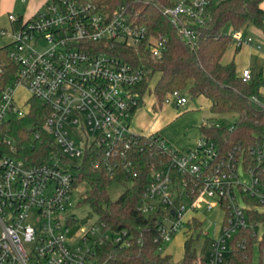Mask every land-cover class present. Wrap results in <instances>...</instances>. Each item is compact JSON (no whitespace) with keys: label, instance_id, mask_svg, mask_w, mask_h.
I'll return each instance as SVG.
<instances>
[{"label":"built area","instance_id":"2783aa9c","mask_svg":"<svg viewBox=\"0 0 264 264\" xmlns=\"http://www.w3.org/2000/svg\"><path fill=\"white\" fill-rule=\"evenodd\" d=\"M222 1L167 0L161 12L192 44L196 27L207 19V7ZM8 19L16 22L11 14ZM142 19L139 10L122 5L107 10L91 0H44L34 16L12 26L8 56L17 69L0 88V264H98L106 246L129 247L126 231L114 233L98 218L87 224L68 207L80 188L74 186L76 167L87 151L110 178L129 182L140 173L132 158L141 138L157 154L137 210L158 214L153 241L160 253L177 234L194 233L193 222L203 224L204 213L213 209L222 213V220L209 239L206 264H225L232 242L242 245L235 237L246 230L257 239L254 229L261 224L249 215L264 208V143L248 147L256 160L251 166L242 151L221 153L205 137L178 151L157 133L132 127L134 109L143 99L139 86L149 71L111 52L115 47L133 49L140 63L146 56H161L166 38L151 34ZM38 39L46 43L43 51L32 45ZM252 41L242 32L232 33L236 48ZM241 76L248 81L249 70ZM19 87L28 99L36 98L49 109L41 130L34 133L35 139H49L53 146L41 163L25 164L13 154L7 123L28 110V99L20 105L14 99ZM187 103V96L177 90L162 102L183 108ZM197 235L206 233L199 227Z\"/></svg>","mask_w":264,"mask_h":264},{"label":"trees","instance_id":"16d2710c","mask_svg":"<svg viewBox=\"0 0 264 264\" xmlns=\"http://www.w3.org/2000/svg\"><path fill=\"white\" fill-rule=\"evenodd\" d=\"M99 9L113 10L122 5L130 10H139L142 21L148 26L151 34L166 38L165 49L159 58L146 56L140 63L138 54L133 49L115 47L113 55L124 58L135 65L143 64L149 71V77L139 86L143 97L136 112L148 97L162 105L165 95L174 90L187 93L190 98L203 97L209 102L212 114H234L236 119L229 127L207 119L199 126L201 137L213 141L221 153L232 149L242 151L246 161L254 166L247 152L249 146L264 143V79L261 65H252L250 78L243 81L241 73H236L233 62L223 64V55L232 45V33L246 32L249 25L261 26L264 12L260 8L264 0H225L207 7V19L196 27V39L192 44L184 41L169 20L162 14L161 7L167 0H91ZM21 17L16 18L13 28L21 24ZM229 24L231 31L224 33L223 28ZM10 44L0 47V88L15 75L17 66L8 56ZM155 77L154 86L149 80ZM155 106L153 105V108ZM49 113L48 107L36 98L28 99V110L23 117H12L7 123L8 136L12 139L18 159L25 164L41 163L48 159L53 146L51 140L43 141L34 138V133L41 130L44 117ZM10 153L9 150H4ZM157 149L145 139H139L133 163L140 172L131 181L112 179L106 171L95 165L94 157L87 151L79 160L75 170L74 186H80L79 204L88 205L99 220L105 222L114 233L122 230L131 237L127 248L115 245L106 246L97 259L98 264H206V257L200 256L195 247L196 239L189 233L183 246V256L173 261L167 253H160L154 243L158 214L143 215L137 210L144 187L147 184V170L151 161L156 158ZM122 184L123 192L112 200L108 188ZM251 220L264 226V212L252 211ZM200 223L193 222L192 228L199 229ZM232 242L225 264H251L252 249L256 237L246 230ZM209 246V240L204 248ZM260 255L264 249V235L259 242Z\"/></svg>","mask_w":264,"mask_h":264},{"label":"rangeland","instance_id":"374dc122","mask_svg":"<svg viewBox=\"0 0 264 264\" xmlns=\"http://www.w3.org/2000/svg\"><path fill=\"white\" fill-rule=\"evenodd\" d=\"M9 1V0H8ZM7 2L4 1L3 5ZM12 2V7L10 9L1 8L0 11V30L1 28H5L7 32H11V28L8 22V13L12 15L15 14L17 10L23 8L26 4V0H10L8 3ZM7 3V4H8ZM8 6V5H7ZM9 8V6H8ZM8 10V11H7ZM231 31V27L229 24L225 25L223 28L224 33H229ZM245 36L249 35L251 38L254 37V34L249 30V27L246 28ZM11 38L9 36H1L0 35V47L6 46L10 44ZM36 44V45H35ZM32 45L38 51H43L46 48V43L43 39H38L36 42L32 41ZM234 53V46L230 45L226 50L225 55L223 56V61L227 57L226 55ZM246 63V62H245ZM263 66L262 64H260ZM149 77V76H148ZM264 78V76H263ZM156 79L155 77L149 80L150 87L154 86ZM187 96L189 106L192 104H196L197 111L193 112L192 116H189L187 112H185V108L183 107H175L173 104H162L161 106L158 105L152 97H148L145 100V103L138 109L140 116L135 117L132 122V127L135 130L140 129L143 130L145 126H158L156 129V133L168 143V145L175 150L182 151L188 148V146H184L183 143L190 140L192 138L191 132H193L194 136L197 138L196 144L198 140L201 138L197 128L195 126H199L203 121L207 119L215 120L218 124L229 127L233 124L236 119V115L234 114H212L206 106L205 99H199V102L196 101V98H190L189 95L185 92ZM28 93L22 87L16 89L14 94V99L18 105L22 104L25 100L28 99ZM153 105L155 106L153 108ZM170 115V119L166 117V115ZM196 123V124H193ZM141 124V126H140ZM192 126V127H191ZM192 128V129H191ZM195 144V145H196ZM194 145V146H195ZM193 146V147H194ZM191 148V147H190ZM263 156H264V147H262ZM241 173V170H239ZM244 177V176H242ZM245 178V177H244ZM246 180V178H245ZM81 188L75 190L71 195L70 205L68 207V211L72 213L76 219L78 220H87V224L92 221H95L98 217L93 214L85 204H79V194L81 193ZM124 186L122 184H114L110 186L107 190L109 197L112 200L117 199V197L123 192ZM264 191V189H263ZM262 212H264V208H260ZM204 218L206 220L203 224H200V229L202 232L206 233V236H202L195 241V247L197 249V253L200 256L207 257V253L209 250V246L204 248V243L206 240L212 239L216 234L220 227L221 220H222V213L219 210L213 209L211 212H205ZM257 234V240L253 245L252 249V257H251V264H264V249L262 254L260 255L259 252V242L264 235V226L257 225L254 229ZM194 237L197 235L198 229H193ZM186 235L183 233L177 234L172 238V240L166 244L165 246V253L171 256L173 261H179L182 259L183 256V246L186 241Z\"/></svg>","mask_w":264,"mask_h":264},{"label":"crops","instance_id":"0c3cea01","mask_svg":"<svg viewBox=\"0 0 264 264\" xmlns=\"http://www.w3.org/2000/svg\"><path fill=\"white\" fill-rule=\"evenodd\" d=\"M4 1L5 0H0V11H1V8L6 7V9L9 10L10 7H12V2L8 3L10 0L9 1L7 0V2L2 7V4L4 3ZM43 2H44V0H26V4L23 6V8H21L20 10H17L13 16H15L16 18L21 17L22 19H29L37 13V11L43 5ZM7 5L9 6V8ZM260 8L264 12V1L261 2ZM10 14L11 13H8V15H10ZM8 15H7V17H8ZM8 22H9L10 28L12 29L13 24L9 21V19H8ZM248 27H249V30L254 34V37L252 38L253 41L248 45H242L238 48H236L233 45L234 46V53L226 55L227 57L224 59V61H223V57H222L221 62L223 64H228L230 62H233L235 65L236 73L238 75L243 70L250 69L252 67V65L262 64L263 66H261V67H262V73L264 76V21H263L261 26L249 25ZM2 31L4 32V35L0 34L1 36H9L11 38V36H10L11 32H7V30L5 28H1L0 33ZM199 99H203V97H197L196 101L199 102ZM205 101H206L207 109L209 110V102L206 99H205ZM195 105L196 104H192L191 106H189V103H187V105H186L187 108H185V112H187L189 114V116H192L194 114L193 112L197 111ZM140 114L141 113H139V110H137L133 116V119L135 117L136 118L139 117ZM166 117H167V119L168 118L170 119L169 114H167ZM132 122H133V120H132ZM193 124H196V123H193ZM140 126H141V124H140ZM199 126H200V124H199ZM199 126H198V124H197V126H195V128H197L198 132H199V129H198ZM157 127L158 126L155 127L153 125L149 126V127L145 126V127H143V130L140 129L141 131H139V130H136V131H139V132L144 133V134H152V133H156ZM191 134H192L191 135L192 138L190 140L186 141L185 143H183V145L185 147L188 146V148H186V149H190V147L192 148L196 144L197 138L194 136L193 132H191ZM199 134H200V132H199Z\"/></svg>","mask_w":264,"mask_h":264}]
</instances>
